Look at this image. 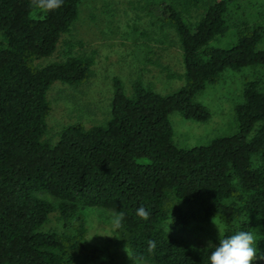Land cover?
<instances>
[{
  "label": "trees",
  "instance_id": "trees-1",
  "mask_svg": "<svg viewBox=\"0 0 264 264\" xmlns=\"http://www.w3.org/2000/svg\"><path fill=\"white\" fill-rule=\"evenodd\" d=\"M84 1L64 0L45 13L33 10L30 0H0V264H121L126 245L130 264H210L213 248L164 228L170 221L172 231L184 232L198 218L174 203L220 218L223 238L264 232L260 82L243 81L235 132L208 145L180 146L170 120L178 112L186 120L208 122L211 113L196 97L227 70L264 66V27L242 22L228 44L215 46L230 33L226 16L233 0L208 2L195 24L189 8L168 5L164 13L180 42L179 87L163 94L138 79L129 93L115 77L106 124L68 126L53 144L44 139L49 91L56 83L88 82L95 60L69 53L44 67L37 61L58 50ZM192 5L197 8V0ZM141 206L151 213L147 221L136 215ZM85 208L125 212L123 227L103 247L88 241ZM53 215L63 221L61 231L44 230ZM149 240L157 245L153 253ZM254 246L258 256L264 253V235Z\"/></svg>",
  "mask_w": 264,
  "mask_h": 264
},
{
  "label": "rangeland",
  "instance_id": "rangeland-1",
  "mask_svg": "<svg viewBox=\"0 0 264 264\" xmlns=\"http://www.w3.org/2000/svg\"><path fill=\"white\" fill-rule=\"evenodd\" d=\"M210 1L197 0L198 7L195 8L193 0H85L80 5L79 19L58 50L52 56L37 61V66L63 61L66 54L72 53L93 57L94 74L79 86L63 83L52 86L48 93L51 112L44 139L57 143L61 132L71 125H105L111 117L115 77L122 79L129 93L138 79L163 94L176 90L180 85L178 74L182 73L180 42L164 12L168 5L180 10L189 8V22L195 24ZM226 17L230 33L226 38L213 42L215 46L228 44L234 28L242 22L264 27V0H233ZM260 47L264 48V41ZM246 78L257 79L264 90V66H254L238 73L227 70L216 83L196 97V102L206 106L211 113L208 122L186 120L178 112L171 114L175 142L188 148L205 146L214 137L233 134L236 128L234 109L241 101L242 84ZM39 195L56 205L59 203L48 194ZM174 207L195 212L198 218L184 232L172 231L168 221L164 228L169 233L197 246H208L209 241L213 245L220 243L219 229L222 237L226 230L220 218H206L198 206L174 203ZM113 212L98 208L82 211L89 229L90 244L103 247L115 237L117 229H113L111 224ZM63 227V221L53 215L44 230L61 231ZM254 235L257 238L264 232L258 230ZM121 258V264H130L127 253Z\"/></svg>",
  "mask_w": 264,
  "mask_h": 264
},
{
  "label": "clouds",
  "instance_id": "clouds-1",
  "mask_svg": "<svg viewBox=\"0 0 264 264\" xmlns=\"http://www.w3.org/2000/svg\"><path fill=\"white\" fill-rule=\"evenodd\" d=\"M64 0H30V6L33 10L41 12H51L62 7ZM136 215L143 220L147 221L150 219L151 213L144 207L141 206L136 210ZM125 220V212H113L111 214V224L113 229H120L123 227ZM213 223L217 226V224ZM218 228V226H217ZM219 229V228H218ZM220 233V245L217 247L208 242V248L214 250L210 254V264H261L264 261V253L257 255L256 237L251 231H239L236 234L223 238L221 230ZM148 252L153 253L156 250V242L149 240ZM124 251L130 258L128 251V245L125 246ZM131 259V258H130Z\"/></svg>",
  "mask_w": 264,
  "mask_h": 264
}]
</instances>
